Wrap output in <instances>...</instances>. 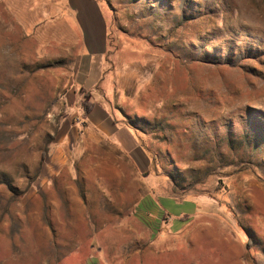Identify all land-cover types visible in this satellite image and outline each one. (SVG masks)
<instances>
[{
    "label": "rangeland",
    "instance_id": "1",
    "mask_svg": "<svg viewBox=\"0 0 264 264\" xmlns=\"http://www.w3.org/2000/svg\"><path fill=\"white\" fill-rule=\"evenodd\" d=\"M99 1L94 114L125 120L150 164L120 176L124 163L87 151L77 44H38L0 2V264H264V0ZM142 182L180 199L160 198L171 215L196 213L176 231L149 221L143 239L90 234L146 215Z\"/></svg>",
    "mask_w": 264,
    "mask_h": 264
},
{
    "label": "crops",
    "instance_id": "2",
    "mask_svg": "<svg viewBox=\"0 0 264 264\" xmlns=\"http://www.w3.org/2000/svg\"><path fill=\"white\" fill-rule=\"evenodd\" d=\"M0 2L6 12L16 16L21 27L27 29L30 37L35 39L38 44H58L60 46L77 44L79 52L75 57V85L80 89L76 91L78 103L76 109L83 112L80 93L84 92L85 96L93 102L91 91L94 88L98 89L97 86L103 79L101 75L104 70L103 58L106 59V56L99 55L106 54L108 25L101 2L99 0H0ZM95 61L98 62V68L94 67ZM93 103L90 111L83 113V117L80 119L84 128L81 137V141L84 142L83 146L87 151H93V157L97 155L96 150H102L105 152V156L116 157L117 164L124 163L128 170L118 169L116 173L120 176L124 171H128L132 175L135 173L137 178H142L143 172H145L142 166H148L150 162L143 156L136 141H132L128 124L125 120L118 119L105 110H103L102 116L99 113L94 114L98 104L97 102ZM52 158L54 162L57 161L62 165L69 163L64 148H61L60 152L53 155ZM51 167L54 172L58 170V166L51 165ZM141 187L144 194L142 193L136 204L143 205L142 209L144 210H149V212H143L146 215L139 216L137 220H134L131 215H127L128 218L123 215H107V219H101L106 223L100 225L90 224L88 220L91 218L87 219L84 216L83 221L89 223H86V229L91 232L90 234L96 235L99 232L103 237L108 236L111 229L120 228L122 231H133L136 228L142 231V236L139 237L141 239L145 238L146 233L149 234L152 229L149 221L157 222V230L176 231L182 222L177 227L175 223L182 219V216L191 218L196 213L190 209L188 213L181 211L176 216L171 215L169 206H165L160 198L165 197L172 203H175V200L180 201V199L166 194L157 196L143 182ZM166 203L169 204V201ZM148 215L153 218L149 219ZM164 217L166 218L164 219ZM93 220L96 219L93 218ZM114 220H120L117 223L118 226L114 224Z\"/></svg>",
    "mask_w": 264,
    "mask_h": 264
},
{
    "label": "trees",
    "instance_id": "3",
    "mask_svg": "<svg viewBox=\"0 0 264 264\" xmlns=\"http://www.w3.org/2000/svg\"><path fill=\"white\" fill-rule=\"evenodd\" d=\"M108 42V38H107ZM92 102L85 96V99L82 100V108H83V113H88L91 109ZM132 124V123H130Z\"/></svg>",
    "mask_w": 264,
    "mask_h": 264
}]
</instances>
